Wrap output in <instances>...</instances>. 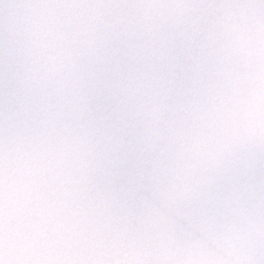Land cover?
I'll return each instance as SVG.
<instances>
[{"label": "clouds", "instance_id": "obj_1", "mask_svg": "<svg viewBox=\"0 0 264 264\" xmlns=\"http://www.w3.org/2000/svg\"><path fill=\"white\" fill-rule=\"evenodd\" d=\"M0 264H264V0H0Z\"/></svg>", "mask_w": 264, "mask_h": 264}]
</instances>
